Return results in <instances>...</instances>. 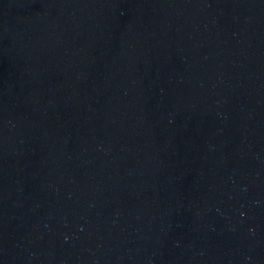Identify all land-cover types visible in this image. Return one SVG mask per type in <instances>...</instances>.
Instances as JSON below:
<instances>
[{
    "label": "water",
    "instance_id": "obj_1",
    "mask_svg": "<svg viewBox=\"0 0 264 264\" xmlns=\"http://www.w3.org/2000/svg\"><path fill=\"white\" fill-rule=\"evenodd\" d=\"M0 264H264V0H0Z\"/></svg>",
    "mask_w": 264,
    "mask_h": 264
}]
</instances>
